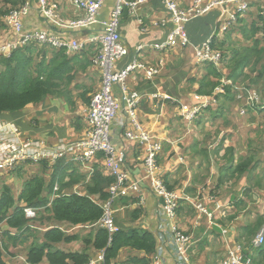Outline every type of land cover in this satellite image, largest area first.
I'll return each instance as SVG.
<instances>
[{
	"label": "trees",
	"instance_id": "16d2710c",
	"mask_svg": "<svg viewBox=\"0 0 264 264\" xmlns=\"http://www.w3.org/2000/svg\"><path fill=\"white\" fill-rule=\"evenodd\" d=\"M24 1L26 0H10L15 7L23 4ZM32 2L35 3V0ZM9 12V9L0 12V35L6 32L5 18ZM128 15V9L124 8L123 17L127 18ZM240 22L245 21L241 19ZM233 29L223 33L220 39L214 37L212 48L221 53V61L218 66L204 63L207 76L201 82L198 94L212 95L215 89L222 85L226 71H230L227 79L234 83H237L241 77H244V80L247 79L249 76L246 75V70L249 68L252 72L257 71L260 78H264V64L262 70L257 69L259 63H264V15L260 14L247 26L240 27V34L245 40L251 42L250 44L237 45L234 42L236 33H233ZM260 36H262L263 45ZM98 50L99 43L96 42L86 45L80 52L57 50L50 46L40 48L37 44H31L13 52L8 58H1L0 117L7 113H18L50 97L68 98L72 84L75 83V88L78 87L79 71L86 70L90 66L94 67L93 60ZM223 95L222 97L216 96L218 103L221 98H224L221 106L217 104L218 106L208 111L211 114L213 112L215 118L214 122L211 118L212 125L218 120L216 119L218 114L223 113L227 108L226 103H228V108L236 103V95L231 87H225ZM261 103L264 104V98ZM248 110V114H252L246 115L248 121L251 123L254 120L264 121V111L255 112L251 108ZM207 121L206 123H209ZM219 128L221 132H216V134H213V130L207 135L204 133L206 140L204 141L203 138L201 141L203 145L200 151L207 154V159L211 163L207 149L212 147L216 166L219 167V175L212 188H207L210 185L207 182L210 175L203 177L204 193L207 191L210 196L218 197L222 188L230 187L228 193L235 196L228 205L230 210L227 214V217L230 214L228 219H234L240 213L249 216L254 211L248 207L249 203H254L252 196L256 194V198H264V153H261L258 158L250 157L244 160L245 156H241L235 159L233 155L235 147H233L228 148L226 153L223 152L221 155L224 139L215 146L213 138L220 133L232 136L236 128L233 129L230 125L226 128L223 124ZM244 129L249 134L246 138L247 147L255 142L264 143V133H255L251 127ZM257 151L260 152L261 149ZM100 157L102 158L103 155H98V158ZM41 167L43 173L25 180L17 197L12 193L11 186L7 184L2 190L0 225L4 224L3 228L7 230L0 240V264H9L10 259L7 261L6 258L9 257V252L12 253V250L23 245L25 246L23 255L28 264H88L92 258L91 250L98 253L104 252L103 264H151L152 257L158 250V241L153 232L139 227L123 226L119 221V213L115 215V218L120 230L113 236H110L108 230L97 225L104 216L103 206L110 199V188L115 183L114 177L106 175L102 168L95 167L88 180V174L81 173L78 167L68 159H62L55 166L50 167L44 162ZM46 173H49V176ZM241 179H245V187L236 185ZM253 179L256 181L254 187L251 185ZM164 182L169 189L172 188L165 179ZM56 185L59 189L55 192ZM81 185L84 190L77 192L76 189H79L78 186ZM234 186L239 187L238 192L229 191ZM178 190L176 192L182 195V191ZM186 193L195 194L196 192L187 189ZM132 203H137L133 196H122L115 201L114 209ZM24 207L36 209L38 217L33 220L27 219ZM130 210L128 213H131L133 222L137 221L143 213L141 208ZM41 213L49 216V223L38 226L37 222L42 223ZM89 227L90 230H86L84 234L78 233L79 229ZM74 228L77 229L76 232L71 233L70 230ZM8 229L18 233L13 236ZM263 229L264 213L257 211L254 219L240 229L237 238V243L243 245L245 258L250 259L252 264H264V244L261 246L254 244L255 238ZM75 242H82L84 250L81 252L66 251L59 247L62 244ZM124 250L140 252L143 255H129L125 260L119 261L121 252Z\"/></svg>",
	"mask_w": 264,
	"mask_h": 264
},
{
	"label": "crops",
	"instance_id": "0c3cea01",
	"mask_svg": "<svg viewBox=\"0 0 264 264\" xmlns=\"http://www.w3.org/2000/svg\"><path fill=\"white\" fill-rule=\"evenodd\" d=\"M51 1L58 4L59 12L66 20L78 19L84 15L77 11L70 0ZM116 1H106L100 11L99 21L102 22L109 18L116 6ZM136 1L138 0H132V2ZM193 1L185 5H191ZM259 2H264V0H251V8L247 13L250 18L247 24L253 20L254 13L258 14L259 12V15L261 14L264 6H261L260 11L256 7ZM163 3V0L146 1L138 6L134 14L129 11L128 17L122 18L120 33L129 54L118 62V69L123 68L133 59L140 44L159 43L166 39L171 24L161 28L153 26L170 18V13ZM180 3L183 4L182 1ZM219 13V9H215L209 15L200 18L199 22H191L193 23L192 25L191 23L187 25V31L192 43L191 46L185 49L174 48L164 54L156 52L143 54L142 59L152 63L149 66L157 67L158 69V75L152 81L149 82L143 75L138 74L131 77L126 83L130 92L138 93L142 97L137 111L139 126L143 131L149 132L153 136L154 142L161 141L163 144V149L158 156V163L164 174L165 181L172 187L173 191L179 189L178 191H182V194H186L187 189H192L196 192L199 188L198 186L202 184L201 180L203 177L199 178V175H204L205 173L211 174L210 179L207 181L210 185L207 188H212L216 184L219 175V167L212 165L207 159V154L200 151L203 145L201 141L204 138L202 128L200 125H196V122L191 125L185 124L181 118L182 104H191L194 102L196 96H200L197 91L201 82L207 76L204 64H197L195 62V48L202 46L211 37L214 38L213 31L219 26ZM245 17L241 18L245 22L241 23L240 19L238 26H243L246 23ZM139 19L143 20L146 29H148L146 32L140 30ZM24 26V29L31 31L53 29L41 21L36 5L32 6L30 13L24 19ZM102 30L101 25L96 24L84 31H70L69 39L84 41L87 36H97ZM233 30L236 33V27ZM10 39L11 35L9 32L0 35V43ZM11 40H13V34ZM101 80L102 74L99 69L90 66L86 70L79 71L77 76L78 87L75 88V83L72 84L70 87L71 94L68 98L50 97L40 104L30 105L18 113H7L1 119L16 124L20 134L26 139H42V141L55 146L76 142L87 136L89 129L87 111L90 107L92 95L100 90ZM114 93L116 99L120 101L121 107L116 119L112 123V140L116 145L123 146L126 155L123 165L130 173L131 178L135 180L141 178L145 173L142 160H144L146 155V148L140 143L130 142L124 137L125 127L128 123V116L125 111L126 105L122 100L118 86L114 88ZM163 95L170 96L173 100H166L163 98ZM235 111L237 112L236 109ZM237 114L245 117L239 112ZM210 117L209 115L208 119ZM206 124L210 125L211 123ZM183 125L186 131L182 130ZM129 130L133 131L134 128L130 125ZM198 137L203 138L200 139ZM223 139L224 144L221 155L223 152L226 153L228 148L235 147L237 137L236 134L234 136H227L214 145L217 146ZM207 151L209 152V158L214 162L216 159L213 157L212 147L208 148ZM89 167L92 171L89 172L90 174L94 172L95 167L102 168L106 175L109 174L105 170L104 157L93 160ZM83 169L85 173L90 171L85 167ZM192 172L196 173L195 176ZM87 177L89 180L90 177ZM236 185L245 187V179H241ZM202 189H204V186ZM238 189L239 187H233L235 192H238ZM225 190H227L226 187L222 188L221 193L217 197V201L224 209L220 213L219 220L214 224H210L205 218L199 219L196 217L197 212L186 202L181 203L177 225L184 232L191 234L197 241L190 251L188 264H223L227 258V246L235 243L240 229L247 222L254 219L255 210L249 216L240 213L239 216L229 220V214L227 219L221 220L220 217L225 212L228 214V205H230L232 198L234 199L235 196ZM143 192L144 197L142 195L139 197L144 198L145 205L143 213L137 221L133 222L131 213H128V210L136 208L137 203L124 205L123 207H119V209H115V215L119 213V221L123 226L131 228L137 225L154 233L159 247H162L163 264H182L176 259L175 244L171 235L167 233V228L162 238H160V229L165 222V217L162 214L161 200L149 190ZM139 197L137 196V198L133 199H136L138 202ZM261 199L262 203L259 205V208L264 213V198ZM210 205L213 207L215 203H210ZM73 230H76V228L70 231ZM224 230L227 231L226 234L223 233ZM59 247L66 251L81 252L84 250L82 242L62 244ZM15 251H12V253L18 257H13L9 261V264H26L18 262V258L21 259L24 255H17ZM98 254V252L91 250L92 259ZM125 255L127 256L124 257ZM129 255L142 256L143 254L124 250L121 252L119 261L125 260Z\"/></svg>",
	"mask_w": 264,
	"mask_h": 264
},
{
	"label": "built area",
	"instance_id": "2783aa9c",
	"mask_svg": "<svg viewBox=\"0 0 264 264\" xmlns=\"http://www.w3.org/2000/svg\"><path fill=\"white\" fill-rule=\"evenodd\" d=\"M40 13L54 27L64 30H74L85 28L98 23V15L100 9L106 0H71L73 6L78 11L84 12V17L79 20L65 21L60 12L59 6L49 0H37ZM126 0H118V3L107 21L103 22L104 33L100 37L102 49L100 57L96 61L103 69L104 85L96 94L87 111V121L89 129L86 138H82L70 144H60L50 146L45 141L25 140L23 141L17 126L14 123L4 122L0 119V173H9L15 171L18 166L30 163H40L46 161L55 164L64 157H71L72 162H76L90 170V163L97 159L98 155L104 157L105 169L115 179V183L110 188V199L104 204L105 210L99 225L106 228L111 234L117 231L114 219V203L117 198L122 196H133L137 198L140 195L144 197L145 190L151 191L158 199L162 200V214L169 223L176 244L177 257L182 264H188V251L191 245L192 237L182 233L176 226L177 213L180 208V202L185 201L192 205L197 212L199 219L208 218L210 224L216 222V214L220 216L223 212L222 205L216 201L214 209L206 206L207 202L213 197H208L204 190L201 196L196 195H180L178 192L170 190L160 177V169L158 167L157 156L163 149L161 141L154 142L153 136L149 132H145L138 124V105L141 96L138 93H130L124 86V82L134 72H144L146 79L152 80L157 74V67L148 68L138 60H134L131 64L122 70L115 71V62L127 55V49L121 42L118 32L120 17L124 4L136 9L141 3L148 0H140L138 2H125ZM164 6L170 13V19L164 20L156 24L157 27L166 26L171 23L172 28L168 33L167 39L161 44L149 45L158 51H165L169 48H185L190 45V38L186 31V26L193 20L208 15L215 9L220 10L219 22L221 23V31L227 32L239 19V16L245 14L250 7V0H195L188 8L180 9L175 0H163ZM30 2L24 6L11 10L6 16V22L10 31L16 33V38L6 43L0 44V58L9 57L13 51L20 46L31 42L48 43L56 48H67L69 50H80L84 44L76 41L68 42L60 40L56 36H51L47 32L42 33H22L24 27V18L30 12ZM264 15V12H263ZM215 36V35H214ZM213 37L207 40L202 46L195 48V61L197 64L212 63L216 66L221 61V53L212 49ZM146 46L141 45L138 51H142ZM228 82H222L214 95L212 96H196L191 104H182L181 118L186 124H192L206 110L216 107L217 93L224 94L225 87ZM121 85L123 99L125 101V111L128 116V123L125 127V138L130 142H137L146 148V155L142 160L145 167V174L138 179H132L130 173L124 167L126 159L122 145H116L112 140L111 127L120 111V103L115 99L113 86ZM236 95V94H235ZM256 92L250 88L244 89L240 102L245 106L244 114L247 108L264 110V104L254 98ZM166 100H173L170 96H164ZM237 98V95H236ZM238 100V99H237ZM259 101V102H258ZM247 103V105H246ZM242 113V112H240ZM242 115V114H241ZM134 128L129 130V126ZM90 172H92L90 170ZM58 190V187L55 188ZM139 197L136 204L144 206L145 200ZM215 202V200H211ZM28 218L37 216L35 210L26 209ZM165 220V222H166ZM227 233L226 230L223 231ZM255 246L264 244V229L257 235L254 240ZM227 258L223 264H252L250 259L244 256L243 245L235 242L227 246ZM104 260V254H101L97 260H91L88 264H97ZM156 264H160L156 262Z\"/></svg>",
	"mask_w": 264,
	"mask_h": 264
},
{
	"label": "rangeland",
	"instance_id": "374dc122",
	"mask_svg": "<svg viewBox=\"0 0 264 264\" xmlns=\"http://www.w3.org/2000/svg\"><path fill=\"white\" fill-rule=\"evenodd\" d=\"M175 1L178 3V5L181 8H185L188 6V5L186 6L185 4H187L188 2H191L192 0H175ZM180 1H182L184 5L181 4ZM52 3H55V2H52ZM261 6H264V2H259L258 6H256V7L261 11ZM8 9L11 11L13 9H16V7L10 2V0H0V12H4ZM257 15H259V12H258V14H255V13L253 14V17H254L253 20L257 18ZM245 16H246L245 17L246 23L243 25L244 27L248 25L247 21L250 18V16L248 14ZM199 21H200V19L197 21H193V23H197ZM193 23H191V25ZM235 27H236V34H235V41L234 42H236L237 45L250 44L251 42H249L248 40H245V38L240 34L239 30H240L241 26L237 25ZM235 27H234V29H235ZM2 32H4V30H2ZM214 33L216 34V38L220 39L221 34L219 33V27H217L214 30ZM260 38L262 40V45H263L262 36H260ZM263 64H264L263 62L259 63L257 66V69L262 70ZM99 71L102 74V80H101V84H100V88H99L101 90V88L104 85L105 79L103 77V70L100 67V65H99ZM229 72L230 71L225 72V77L222 80V82L223 81L224 82H228V81L230 82L226 86L231 87L232 92L237 95V98H236L237 102L231 104L232 106L229 108H228V103H226L227 108L225 109V111L223 113L218 114V117H216V119L218 118V120L213 125H212V123L215 121L213 112H212V114H211V112L204 113L198 119V121L196 122V125H200V127L202 128L204 141L206 140V136H204V133H205V135H207L211 130H213V134H216V132H221V130L219 128V127H221V124L225 125L226 128H229V125H230V127H233V129L236 128V131H233L234 133L232 134V136H234L236 134V137H237V141L235 143L236 145H235V148L233 149V155L235 156V158L239 159L241 156H245L244 160L249 159L250 157L258 158V157H260L261 153H264V143L263 142H255L252 146L247 147L248 143H246L247 142L246 138H248L249 134L246 132V130L244 128H250L251 127V130L254 131L255 133H257V132H259L260 134L264 133V121L263 120H258V121L254 120L253 123H251L250 121H248L247 116H250L252 114L249 113L247 116L241 117L237 114V112H239V113L242 112L241 113L242 115L244 114L243 110H244L245 106L240 102L241 96H239L243 93L244 89L251 88V90L255 91L256 92V95H254L255 100L258 98H259V100L260 99L262 100V98H264V78H260L258 76L257 71L252 72L251 69L249 68L246 70V75H248L249 77L245 80H244V77H241L238 79L237 83H234V81L227 79ZM115 87H117V84H115ZM99 91H97L95 94L92 95L91 101H92L93 97L99 93ZM217 94L219 95V97L224 96L222 93L221 94L217 93ZM223 100H224V98H221L220 102L218 103V99H217V103L219 104V106H221ZM91 101H90V103H91ZM237 103H239V104L236 105ZM246 105H247V103H246ZM231 108H233V109L231 110ZM235 109L237 110V112L235 111ZM215 111H217V110H215ZM209 115L211 116L210 119H208ZM211 118H213L212 123H211ZM206 120H208L207 122H209L211 124L210 125L206 124ZM182 130L186 131V128L184 125L182 127ZM199 130H201V129H199ZM195 133L197 134L196 130H195ZM227 136H230V134L224 135L223 133H220V135H217V137L213 138L214 144L218 143L219 140H221L222 138H225ZM203 137H198V138L202 139ZM257 149H261V151L259 152V151H257ZM211 164L216 166L217 165L216 160H214V162H212V160H211ZM77 167L81 173H85L83 166H77ZM42 173H43V171H42L41 166L28 164V165L24 166L23 169L19 173H16V174L4 173V174L0 175V195L2 193L4 186H6V184H7V185L11 186L12 193L17 197L21 188H22L23 182H25V180H27L31 176L40 175ZM192 173L195 176L196 173L195 172H192ZM46 174L49 176V173H46ZM209 175H211V174L205 173L204 175H199V178L209 176ZM201 181H204V178H202ZM255 183H256V181H255V179H253L251 181L252 187H254L256 185ZM203 186H204L203 184L199 185L198 186L199 188L196 190V193H198L200 196H201V191H202ZM78 187H79V192H82V190H84L83 185L78 186ZM226 189L227 190H225V191H228V189H230V187H227ZM229 191L232 192L235 190L231 189ZM205 193H207V192H205ZM252 200L254 203H249L248 207L255 210L256 212L260 211L259 207H257V206H259L262 203V199L256 198V194H255L254 197L252 196ZM41 212H43V211H41ZM216 217H217V220H219V216L217 214H216ZM225 218L227 219L226 212L220 217V219L223 220ZM40 220H42V223L37 222L38 226H42L46 223H49V216H47V214L41 213ZM50 224H52V223H50ZM6 230L7 229H5V228H3V229L0 228V240H1V237H3V233ZM76 230H73L72 232H75ZM86 230H90V227L89 228H81L78 230V233L84 234L86 232ZM194 246H195V244L190 248V251L192 250V248ZM12 251L14 252L15 250H12ZM24 251H25V246L23 245V246H20L16 249L15 254L23 255ZM217 253L221 256V254L219 252H217ZM8 255H9V257H11L12 253L9 252ZM126 256L127 255H125L124 257H126ZM9 257H6L7 261H9ZM13 257L17 258L18 256L14 255L10 258V260ZM18 262H23V261H22V259L18 258ZM19 264H21V263H19Z\"/></svg>",
	"mask_w": 264,
	"mask_h": 264
},
{
	"label": "clouds",
	"instance_id": "9594fccd",
	"mask_svg": "<svg viewBox=\"0 0 264 264\" xmlns=\"http://www.w3.org/2000/svg\"><path fill=\"white\" fill-rule=\"evenodd\" d=\"M50 2H52L51 0H49ZM107 1V0H106ZM106 1H105V3H106ZM127 2H132L131 0H126ZM125 1V2H126ZM138 1H140V0H138ZM138 1H136V2H138ZM148 1H150V0H148ZM195 1V0H194ZM193 1V2H194ZM27 2H30V6H31V8H32V6L33 5H36V7H37V10H38V14H39V16L42 18L41 19V21L43 22V23H45L47 26H50V27H52L53 29L52 30H35V31H31V30H26V29H24L25 28V26L23 27V30H22V33H24V34H26V33H34V34H37V33H42V32H47L49 35H51V36H56L58 39H60V40H65V41H68V42H72V41H76V42H79V43H81V44H84V46H83V48L82 49H80V50H69V49H67V48H61V49H59V48H56V47H54V46H52V45H49L48 43H46V44H42V43H39V42H37V41H35V42H31V43H28V44H25V45H23V46H20L19 48H17V50L18 49H21V48H24V47H27V46H29V45H31V44H37L40 48H42V47H44V46H50V47H53V48H55V49H57V50H62V49H64V50H66V51H68V52H80V51H82L85 47H86V45H88V44H90V43H99V50H98V54L96 55V57L94 58V60H93V63H94V67H96V68H98L99 69V64L98 63H96V61L98 60V58L100 57V52H101V49H102V43H101V40H100V37L102 36V34L104 33V26L102 25V23L103 22H105V21H107L109 18H107L106 20H104V21H99V16H100V13H99V15H98V23H96V24H100L101 25V27L103 28V30H102V32L99 34V35H97V36H87V38L84 40V41H80V40H77V39H73V40H70L69 39V32L70 31H84V30H86V29H88V28H90V27H92V26H94V25H96V24H94V25H90V26H87V27H85V28H80V29H74V30H64V29H59V28H56V27H54L52 24H50L48 21H47V19L40 13V8H39V4H38V1L37 0H35V3H33L32 2V0H26V1H24V3L23 4H21V5H19V6H17L16 8H20V7H22V6H24ZM70 2H71V0H70ZM176 2V1H175ZM104 3V4H105ZM117 3H118V0L116 1V5H117ZM177 3V2H176ZM71 4H72V2H71ZM178 4V3H177ZM73 5V4H72ZM140 5V4H139ZM138 5V6H139ZM104 6V5H103ZM102 6V7H103ZM138 6H137V8H138ZM179 6V5H178ZM190 5H188L187 7H185V8H181L180 6H179V8L180 9H186V8H188ZM116 7V6H115ZM114 7V8H115ZM31 8H30V11H31ZM124 8H127L128 9V11H130L132 14H134L135 13V11H136V9H131V7L130 6H127V5H125L124 4V6H123V9H122V14H121V17H120V24H119V27H118V32H119V35H120V37H121V33H120V26H121V21H122V18H123V11H124ZM250 8H251V0H250V7H249V10L245 13V14H243V15H241V16H239V19H241V18H243L249 11H250ZM102 9V8H101ZM101 9H100V11H101ZM114 10V9H113ZM112 10V11H113ZM78 11V10H77ZM263 12H264V8H263V10H262ZM79 12H81V13H83L84 14V12L83 11H79ZM219 12H220V10H219ZM263 12H261V15H263ZM30 13V12H29ZM112 13V12H111ZM211 13V12H210ZM209 13V14H210ZM208 14V15H209ZM8 15V14H7ZM62 16V15H61ZM207 16V15H206ZM83 17H84V15H83ZM83 17H81V18H83ZM110 17V16H109ZM205 17V16H204ZM219 17H220V13H219ZM26 18V17H25ZM24 18V19H25ZM63 18V17H62ZM81 18H78V19H72V20H79V19H81ZM200 18H203V17H200ZM200 18H198V19H200ZM65 21H72V20H66L65 18H63ZM170 19V18H169ZM168 19V20H169ZM198 19H196V20H198ZM239 19H238V21H237V23L235 24V25H233V26H236L237 24H238V22H239ZM5 20H6V18H5ZM196 20H193V21H196ZM192 21V22H193ZM219 22V21H218ZM23 23H24V21H23ZM191 23V22H190ZM6 24H7V22H6ZM171 23L170 22H168L167 23V25L166 26H168V25H170ZM139 25H140V30H142V31H144V32H146L148 29H146V26H145V24H144V22H143V20L142 19H139ZM188 25V24H187ZM155 28H161V27H157V26H155V25H153ZM232 26V27H233ZM219 33L222 35L223 33H226V32H222L221 31V23L219 22ZM231 27V28H232ZM171 28H172V25H171ZM171 28H170V30H171ZM230 28V29H231ZM229 29V30H230ZM170 30H169V32H170ZM228 30V31H229ZM186 31H187V26H186ZM227 31V32H228ZM6 32H9V34L11 35V39H12V34H13V40L16 38V33L15 32H12V31H10V28H9V26H8V24H7V29H6ZM5 32V33H6ZM168 32V33H169ZM168 33H167V36H168ZM187 33H188V31H187ZM213 33H214V31H213ZM188 35H189V33H188ZM214 35L216 36V34L214 33ZM167 36H166V39H167ZM214 36V37H215ZM189 38H190V36H189ZM216 38V37H215ZM10 39V40H11ZM99 39V40H98ZM165 39V40H166ZM214 39V38H213ZM10 40H7L6 42H8V41H10ZM165 40L164 41H162V42H159V43H142V44H140L139 46H141V45H144V46H146L142 51H138V48H139V46L137 47V51H136V53H135V55H134V57H133V59L127 64V65H125L123 68H121V69H118L117 68V64H118V62L121 60V59H123V58H125L126 56H128V54H129V51H128V48H127V46L123 43V39H122V37H121V42H122V44H123V46L127 49V55L126 56H124V57H122L121 59H119V60H117L116 62H115V71L117 72V71H119V70H122V69H124L125 67H127L129 64H131L134 60H138V61H140V62H142V63H144L145 65H146V67H148V68H151V66H149V65H151L152 63H150V62H147V61H145V60H143L142 59V56H143V54H146L147 52H156V53H159V54H164V53H166V52H168L169 50H171V49H174V48H169V49H166L165 51H158V50H156V49H154V48H151L149 45H155V44H161V43H163V42H165ZM12 41V40H11ZM6 42H1L0 44H2V43H6ZM207 42V41H206ZM213 42V41H212ZM101 43V44H100ZM192 45V43H191V40H190V45L189 46H191ZM188 46V47H189ZM198 47V46H197ZM185 48H187V47H185ZM185 48H181V49H185ZM213 49V48H212ZM17 50H15V51H17ZM15 51H13V52H15ZM13 52H12V54H13ZM11 54V55H12ZM10 55V56H11ZM9 56V57H10ZM1 58H8V57H1ZM0 58V59H1ZM162 60V59H161ZM160 61V60H159ZM158 61V62H159ZM157 62V63H158ZM196 62V61H195ZM157 63H154V64H157ZM101 67V66H100ZM103 70V69H102ZM138 74H141V75H143V77L146 79V75H145V73L144 72H140V71H137V72H134V73H132L128 78H127V80L124 82V86L126 87V89H127V91L128 92H130L129 91V89H128V87H127V82H128V80L131 78V77H133V76H136V75H138ZM158 75V74H157ZM156 75V76H157ZM155 76V77H156ZM154 77V78H155ZM153 78V79H154ZM152 79V80H153ZM147 81H152V80H148V79H146ZM117 86L119 87V89H120V93H121V96H122V100H123V102L125 103V101H124V99H123V94H122V89H121V85H119V84H117ZM219 86H221V85H219ZM218 86V87H219ZM217 87V88H218ZM228 87V86H227ZM114 88H115V85L113 86V93H114ZM216 88V89H217ZM215 89V90H216ZM130 93H135V92H130ZM214 93H215V91H214ZM214 93L212 94V95H214ZM212 95H200V96H212ZM114 97H115V99H116V96H115V93H114ZM141 99H142V97H141ZM117 100V99H116ZM119 103H120V101L119 100H117ZM237 102V101H236ZM91 104V103H90ZM218 103H216V105H217ZM239 104V103H238ZM211 109V108H210ZM252 109V108H251ZM209 110H206L205 112H208ZM252 111H255V112H262V111H264V110H257V109H252ZM205 112H203L195 121H194V123L195 122H197L198 121V119L205 113ZM248 112H249V110H248V108H247V110H246V113H245V115H242V116H246L247 114H248ZM241 114V113H240ZM253 114H256V113H253ZM0 119H1V117H0ZM2 120V119H1ZM3 121V120H2ZM4 122H7V121H4ZM184 122V121H183ZM11 123V122H10ZM185 123V122H184ZM186 124V123H185ZM193 124V123H192ZM16 125V124H15ZM189 125H191V124H189ZM17 126V125H16ZM20 133V132H19ZM20 136H21V138H22V140L23 141H25V140H36V141H42V139L41 140H39V139H33V138H28V139H26V138H24V137H22V135L20 134ZM47 144H49V143H47ZM50 146H53V145H51V144H49ZM161 153V152H160ZM159 153V154H160ZM159 154H158V156H159ZM158 156H157V162H158ZM98 158V157H97ZM62 159H68L69 161H71V157L69 156V157H64V158H62ZM62 159H60L59 161H61ZM59 161H57L55 164H50V163H48V162H46V161H43V162H40V163H30V162H28L27 164H23V165H20V166H18V168L15 170V171H12V172H9V173H7V174H16V173H19L22 169H23V167L24 166H26V165H28V164H32V165H38V166H41V164L42 163H44V162H46L47 164H48V166L50 167V166H55ZM72 162V161H71ZM75 165H77V166H82L81 164H79V163H76V162H73ZM144 167V166H143ZM158 167H159V169H160V177H161V179L164 181V179H163V176H164V174H163V172H162V170H161V168H160V165H159V163H158ZM83 168H84V166H83ZM18 169H20V170H18ZM144 169H145V167H144ZM106 170V169H105ZM90 171H88L86 174H88V176L89 177H91V175L93 174H90L89 173ZM5 172H1L0 173V175H2V174H4ZM145 174V173H144ZM144 174H143V176H144ZM142 176V177H143ZM165 183V182H164ZM56 187H58V185H56ZM55 187V188H56ZM58 189H59V187H58ZM208 189H210V188H208ZM170 190H172V189H170ZM202 190H204L205 191V189H202ZM207 190V189H206ZM56 191H58V190H55V192ZM76 191L77 192H79V189H76ZM207 192V191H206ZM197 193H195V194H190V193H186V194H182V195H189V196H193L194 197V195H196ZM207 194V196L210 198V197H213V199H210L208 202H207V204H206V206H208V208L209 209H214V207L215 206H211L210 205V203H215L216 204V201H217V197H214V196H210L209 195V193H206ZM55 196V195H54ZM211 200H215V202H212ZM182 202H185V201H181L180 202V206H181V203ZM187 203V202H186ZM163 203H162V200H161V205H162ZM194 211H195V209H194V207L192 206V205H190L189 203H187ZM136 208H141V209H144V206H138V207H136ZM26 209H33V210H35V212H36V214H37V216L35 217V218H28L27 217V215H26V212H25V210ZM180 209V208H179ZM229 209V208H228ZM115 210V209H114ZM24 213H25V216H26V218L27 219H30V220H33V219H36L37 217H38V211L36 210V209H34V208H29V207H24ZM228 213H229V210H228ZM196 217H198V216H196ZM177 218H178V213H177ZM203 218H205L206 220H207V222H209L208 221V218H206V217H202L201 219H203ZM114 219H115V224H116V218H115V214H114ZM165 220H166V218H165ZM216 221H218L217 219H216ZM168 222H167V220H166V222H164L163 223V225H162V227H161V229H160V238H162V235H164V233H165V231H166V228H167V233L168 234H170L171 235V238H173L172 237V235H173V233H172V231H171V229H170V227L168 226ZM98 226H100L99 224H97ZM3 226H4V224L3 225H0V228L1 229H3ZM176 226L178 227V229L182 232V233H185L186 235H189V236H191L192 237V239H191V245H190V248L194 245V244H196L197 243V241H196V239L191 235V234H189V233H186V232H184L183 230H181L180 228H179V226L177 225V220H176ZM101 227V226H100ZM135 227H139V228H142V227H140V226H135ZM101 228H103V227H101ZM116 228H117V231L115 232V233H117L119 230H120V228H119V226L116 224ZM106 229V228H105ZM142 229H144V228H142ZM107 230V229H106ZM8 231H10L11 232V234L13 235V236H15L18 232L17 231H13V230H9L8 229ZM150 231V230H149ZM109 232V231H108ZM152 232V231H151ZM110 233V232H109ZM115 233H113V234H115ZM113 234H111L110 233V236H113ZM154 234V233H153ZM157 234L159 235V233L157 232ZM155 236V235H154ZM155 238H156V236H155ZM157 240V239H156ZM173 241H174V239H173ZM237 242V241H236ZM190 248H189V251H188V255H187V257H188V260H189V254H190ZM126 251H128V250H126ZM101 254H104V252H100L95 258H91V260H97L98 259V257L101 255ZM175 256H176V259L177 260H179L178 259V257H177V251H176V244H175ZM21 259H22V261L24 262V263H26V264H28L27 262H26V260H25V258L24 257H21ZM90 260V261H91ZM89 261V262H90ZM104 261V260H103ZM103 261H101V262H99V263H102L103 264ZM180 261V260H179ZM88 262V263H89ZM156 263V262H159L160 264H163V262H164V258H163V255H162V247L160 246L159 247V245H158V250H157V253H156V255L154 256V257H152V261H151V263ZM98 264V263H97Z\"/></svg>",
	"mask_w": 264,
	"mask_h": 264
}]
</instances>
